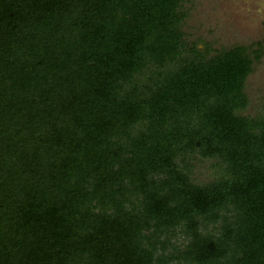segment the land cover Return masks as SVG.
<instances>
[{
	"label": "trees",
	"instance_id": "trees-1",
	"mask_svg": "<svg viewBox=\"0 0 264 264\" xmlns=\"http://www.w3.org/2000/svg\"><path fill=\"white\" fill-rule=\"evenodd\" d=\"M184 1L0 0V264H264L261 53Z\"/></svg>",
	"mask_w": 264,
	"mask_h": 264
},
{
	"label": "rangeland",
	"instance_id": "rangeland-1",
	"mask_svg": "<svg viewBox=\"0 0 264 264\" xmlns=\"http://www.w3.org/2000/svg\"><path fill=\"white\" fill-rule=\"evenodd\" d=\"M183 10L186 39L195 41L200 50L207 49L209 55L236 45L248 47L250 54L260 50L245 83L246 113H256L264 99V0H185ZM207 175L201 167L196 173L201 181Z\"/></svg>",
	"mask_w": 264,
	"mask_h": 264
}]
</instances>
